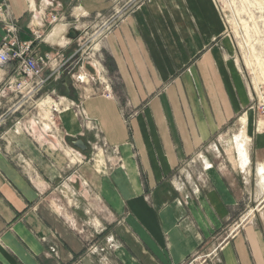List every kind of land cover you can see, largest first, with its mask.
I'll use <instances>...</instances> for the list:
<instances>
[{"label":"crops","instance_id":"crops-1","mask_svg":"<svg viewBox=\"0 0 264 264\" xmlns=\"http://www.w3.org/2000/svg\"><path fill=\"white\" fill-rule=\"evenodd\" d=\"M76 1L77 6L72 8L69 15L72 20L56 23L62 27L54 24L56 26L52 27V31L62 29L53 40L48 41L45 36L43 45L60 56L66 57L69 51V46L57 49L55 42L60 41L61 36L64 35L66 39L79 36V45H83L81 40L87 36L89 26L95 29L100 24L99 20L93 22L95 20L85 19L84 11L91 15L107 11L112 5L110 0ZM49 4L51 10L65 12L66 15L67 10L60 0H38L33 5L30 4L32 9L28 6V0H0V5L8 6L10 12L18 17L21 39H27L23 36L26 28L33 29L30 22L31 11L39 15L43 7ZM75 8L79 9V13H74ZM223 30L212 0H148L133 9L121 24L112 28L104 37L102 48L113 58L117 77L123 84V93L130 97L134 105L149 94L151 86L153 88L161 80L180 73L177 86L185 89L180 90L182 96L178 99L177 93L171 91L170 109L156 103H152L150 108L156 118V122L151 124L152 128L155 131L159 129L158 132L166 143L165 151L161 154L152 152L156 161L155 168L152 166L154 176L170 173L177 161L189 158L199 143L198 132L194 133V129L209 126L208 120L201 119V123L194 120V115L200 119L198 112L204 111L199 107L198 100H194V57L205 44L214 43L224 33ZM3 33L4 28L0 27V40ZM226 38H223L222 47L214 43L198 62L205 86L209 91H216H210L215 105L219 104L215 96L217 93L222 94L219 89L223 87L225 90L228 85L225 83L227 78L221 54L222 50L228 52L231 48H228ZM7 70L10 68H6V72ZM64 86L67 92L62 93H68L69 96L56 97L60 102L64 100L69 103L68 99L79 102L86 116L95 120V126L90 130L83 125L73 126L67 118L58 114L63 124H59L60 130L56 133L63 146L67 147L66 140L73 141L76 138H81L87 145L96 143L98 137L103 136L113 144L125 141L127 130L118 102L113 97L114 90L111 91L112 98H108L98 83L78 84L72 76ZM54 91V88H50V93ZM226 100L232 111L238 109V103L232 108L231 102L227 98ZM15 108L16 111L17 107ZM218 110V107L214 108V111ZM164 111H173L174 119H169ZM140 121L141 123H134L139 131L140 124L145 125L143 120ZM22 124L20 122L0 131V264H180L209 235L208 227L212 229L215 220L208 219L205 225L201 222L197 226L194 221V204H190L192 200L182 203L178 198L176 202L179 203L178 206L175 205L177 208L173 210L172 216L167 209L160 210V222L154 209L149 205L145 207L144 200L138 195L141 189L140 167L145 165L144 161L153 159L146 150L149 140L145 133L143 141L138 140L142 149L139 157L135 158L130 146L124 143L123 167L112 162L105 173L99 174L85 161H80L77 167L71 169L70 156L64 150L49 147L48 143L46 145L41 141L42 137H38L40 132L36 128L28 127L30 132L26 124ZM111 158L113 161V157ZM209 166L207 163L206 170H209ZM63 174L77 178L78 183H73L80 198L85 186L83 182L86 183L98 200L99 208L102 207L108 215L107 220L121 217L123 224H127L124 238L116 240L122 247V253H117L114 249L107 252L104 249L95 251L102 248L95 246L96 244H93V250L86 248L87 234L85 230H80L87 225L85 210L78 209L83 212V221L72 216L74 225L70 222L71 219L69 221L68 217L61 215L65 211L60 205L63 206L66 197L63 189L56 188L55 180ZM196 190L199 191V188ZM57 195L63 199L59 200ZM53 201L58 203V211ZM94 218L103 224L101 218ZM93 224L98 223L94 220ZM91 228L94 230L93 234L98 233L95 227ZM231 232L216 250L209 253L212 262L208 263L206 260V264H264L262 220L251 221Z\"/></svg>","mask_w":264,"mask_h":264},{"label":"rangeland","instance_id":"rangeland-1","mask_svg":"<svg viewBox=\"0 0 264 264\" xmlns=\"http://www.w3.org/2000/svg\"><path fill=\"white\" fill-rule=\"evenodd\" d=\"M110 1L112 5L107 11L94 12L91 15L86 11H84L85 14L83 12L85 19L95 20L93 22L99 20V28L93 29L89 26L86 30L87 36H85L87 40L84 37L86 42L83 47L77 46L79 43H72L69 46V51L66 53L68 61L56 71L60 73L59 78L52 80L50 83L49 81L44 83L43 88L33 99L28 98V94L25 93L26 89L22 90L21 94L9 92L5 98L0 96V131L3 128L14 125L16 121L26 124L27 129H29L28 127L36 128L40 132L38 137L43 138L41 141L45 142V144L48 143V146L53 149L64 150L70 156L71 169L85 161L93 166V169L96 172L98 171L99 174L105 173L112 162L123 167L124 160L122 158L124 154L122 144L124 143L128 147L130 146V151L135 158L139 157L142 149L138 140L143 141L144 133L148 136L149 141L146 150L150 152L151 157L152 152L159 155L162 151H165L166 143L159 134V129L157 128L156 132L152 128L151 124L153 121L156 122V118L150 108L152 103H156L170 109V92H176L179 99L182 96L180 90H185L177 86L179 83L178 76L180 75L178 73L168 79L161 80L153 88L151 86L149 94L137 105H134L130 97L123 93V84L121 79L117 77L115 62L110 54L102 48V42L112 28L121 24L123 19L132 13L133 9L148 0ZM212 1L224 29V33L214 43H218L222 47L223 38L227 36V46L228 48L231 47L230 51L222 50L221 52L227 78L225 83H228V85L225 90L223 87L219 89V91L222 90L221 95L218 93L216 96L214 95L219 104L215 105L212 103L210 91L213 92L215 90L211 89L209 91L205 86V79L198 65L204 53L214 43L205 44V47L200 49L194 57V79H196L194 80V100H198L199 107L204 110L198 112L200 119H197L194 115V120H197L198 123H201L199 121L201 119L208 120L209 126L205 128L196 127L194 129V133L198 132L199 143L194 147L192 155L187 159L177 161L170 173L162 176L156 174L154 176L152 168H155L156 161L153 157V159L144 161L145 165L140 167L141 189L138 195L144 200L145 207L149 205L154 209L155 215L160 218L158 222L162 221L160 210L167 209L169 215L172 216L173 210L178 206L179 201L178 203L176 202L178 198L182 203H185L186 200H192L190 204H194V221L197 226L201 222L205 225L204 223L208 219L215 220L212 229L210 226L208 227L209 235L203 241H200L194 253L180 264H206V260L211 263L212 260L209 253L212 250H216L222 241L232 233V230L243 227L245 224L251 223V221L258 222L260 219L264 222V171L260 170V165L264 164V125L257 109L258 98L260 95H264V0ZM29 2L30 0H28V6L31 8ZM60 3L67 10V13L65 19L57 23L72 20L69 15L72 13V8L77 6V1L60 0ZM49 7H51L50 4L45 5L43 8H47V11H50ZM6 8L10 14L5 17L0 15V27L4 28L3 21L10 18L20 28L18 17H15L10 12L8 6L5 7V10ZM77 12L79 13V9L75 8L74 13ZM103 21L107 23L104 22L102 24ZM54 24L56 23L46 22L45 27L40 31L41 38L44 40L38 42V46L34 48L36 51L38 50V55L49 53L55 58L58 56L53 49L43 45L46 34L48 35V33L52 32L56 25L62 27L60 24L55 26ZM25 30L26 33L22 32V34H25L23 36L31 40L33 37L32 28L29 27ZM20 32L21 29L18 34ZM55 33L56 31L53 32V35ZM66 43L67 39L63 35L60 41L55 42V45H57V49H64L66 48ZM90 60L96 65L97 71H101V68H103L102 74L99 73L100 78L103 75L101 79L105 80L111 91L114 90L113 97L118 102L120 115L127 130V137L123 143L118 144L107 142L104 136L98 137L95 141L96 143H90L87 149L81 150L73 145L72 140H66L67 147L63 146L57 137L56 132L60 130L59 124H63L58 114L67 118L69 124L73 126L81 127L83 124L81 119L78 120V114L74 107L70 103L64 102V100L60 102L56 95L66 94L62 93L63 91L67 92L64 83H69L71 75L77 72L81 64L84 65L85 71L92 73V68L87 64V61ZM5 71L0 70V74ZM12 74L13 72L8 73L7 70V77L12 76ZM6 78L0 80V88L4 85ZM153 82L155 81L153 80ZM50 88H54L55 91L50 93ZM67 95L64 96L68 97L69 95ZM226 98L231 102L232 108L238 103V109L232 111ZM15 107H17L16 111ZM215 107L219 108L218 112L214 111ZM45 110L48 111L50 116L48 118L45 117L46 119L42 117L38 121L37 118L39 116L41 118ZM163 113L169 119H174L173 111H164ZM229 113L230 116H228ZM244 119L249 121V126H245L246 134H243ZM44 120L50 122L52 130L42 125L41 122L47 123ZM89 120V122L86 121L88 122V127L84 126L87 130L93 128L91 124L95 121L94 119ZM140 120H143L146 125L145 127V125L142 126L140 124L141 131L137 128V124L136 126L134 124L135 121L141 123ZM23 131L28 133L26 129ZM29 131L31 132V129ZM236 143L241 146L243 151H246L244 154L239 148L237 150V147H235ZM70 149H73V151ZM111 157H113V161L110 160L112 159ZM207 163L211 166V168L210 166L208 167L209 170H206ZM60 177L55 180V186L58 189H63L62 192L67 200L66 202L64 199L63 206L60 205V208L65 211L64 213L60 210L62 212L61 215L68 217L69 221L71 219L72 221L70 222L74 225L73 215L77 219L79 217L80 221L84 220L83 212L78 209H83L87 213V220H85L87 225L80 229L81 231L85 230V234H87L85 237L86 248L93 250V244H96L95 246H102V248H97L95 251L104 249L107 252L110 249H114V251L117 250V253H122V247L116 240L120 241L126 235L125 226L127 224H123V219L121 217H113L112 220H107L105 210L102 207L99 208L98 200L95 199L94 194L89 191L88 186L82 179L81 183L83 182L87 188L83 186V196L80 198L77 193V187L73 183H78L77 178L65 176V174ZM179 187L182 189L179 190ZM195 187L199 188V191ZM57 196L59 200L63 199L62 196ZM83 197L87 199L83 200ZM52 203L57 210L56 205L58 203L56 201ZM125 209L127 213V208L125 207ZM95 216L101 218L103 224L98 222L94 218ZM94 220L98 223L97 225L93 224ZM72 225L71 227L73 228L74 226ZM91 226L95 227L98 233L93 234L94 230ZM107 235L108 237H106ZM103 256L105 255L103 254ZM106 258L109 259V257Z\"/></svg>","mask_w":264,"mask_h":264},{"label":"built area","instance_id":"built-area-1","mask_svg":"<svg viewBox=\"0 0 264 264\" xmlns=\"http://www.w3.org/2000/svg\"><path fill=\"white\" fill-rule=\"evenodd\" d=\"M5 7L2 5L0 6V15H3L4 17L10 14L7 8L5 10ZM64 19V12L58 13L55 10L47 11V8H44L39 12V15H36L34 11H31L30 22L33 27V37L31 40L20 38L18 34L20 28L16 22L11 21L10 18L3 21L4 33L0 40V70L5 71L6 68H10L8 73L13 72V74L8 77L6 71L0 74V80H4L7 77L4 81V85L0 88L1 98L7 97L9 92L21 94L22 90L26 89L25 93L28 94V98L33 99L43 88L44 83L47 81L50 83L52 80H56L59 77L60 73H57L56 71H58L68 59H66L65 56H60V54H58L56 58L49 53L38 55V50L36 51L34 48L38 46V42L43 40L40 31L43 30L42 28L45 27L46 22L57 23ZM79 38V36L76 38H67L68 40L65 46L68 47L74 42L78 44L80 42ZM85 38L81 40L83 45L79 46H84L87 40V38L84 40ZM87 62L92 68V73L85 71L84 65L81 64L78 67L77 72L71 75L74 81L78 84H86L90 82L98 83V85H101L104 95L108 98H112L111 89L105 83V80L100 78L99 73L102 74L103 68H101V71H97L96 65L92 63L91 60ZM99 65L101 64L99 63ZM101 76L103 77V75ZM84 77H86L87 81L84 80ZM33 101L35 102V100ZM68 101L74 107L79 119L82 120L81 123L83 126L87 127L86 121H89L90 118L86 116L81 104L72 99H68ZM257 109L264 125V95L259 96ZM19 123V121H16L14 126Z\"/></svg>","mask_w":264,"mask_h":264},{"label":"bare ground","instance_id":"bare-ground-1","mask_svg":"<svg viewBox=\"0 0 264 264\" xmlns=\"http://www.w3.org/2000/svg\"><path fill=\"white\" fill-rule=\"evenodd\" d=\"M37 1H38V0H30L29 3H30L31 5H33V3H36ZM55 31H56V33L53 35V32H55ZM55 31H52V32L48 33V35H46V40H49V39H50V40H53L54 37L57 36V32L59 31V29H58V30H55ZM101 78H103V77H101ZM84 80H86V77H84ZM42 105H43V104H42ZM45 115H47V116H45ZM49 116H50V114L48 113V111L45 110L44 114L41 115V118H40V116H39V117L37 118V120L40 121V119H42V117H43V118H45V117L48 118ZM46 118H45V119H46ZM38 121H37V123H38ZM44 121H46V120H44ZM89 121H90V120H89ZM89 121H88V122H89ZM243 121H244V123H245V124H244V128H243V130H244V133H243V134H246V133H245V126H249V121H247L246 119H244ZM46 122H47V121H46ZM88 122H87V123H88ZM41 123H43V122H41ZM47 123H48L49 125H48ZM47 123H43V124H44L45 126H47L49 130H52V129H51L50 122H47ZM53 123H54V122H53ZM87 126H88V125H87ZM90 126H91V125H90ZM92 126H95L94 123L92 124ZM246 137H247V135H246ZM235 147H237V150H238V148H239V149L241 150L242 154H244V152H246V151H243V149L241 148V146L238 145L237 143L235 144ZM243 147H244V146H243ZM244 148H245V147H244ZM245 149H246V148H245ZM244 159H245V158H244ZM260 170H261V171H264V164H261V165H260ZM55 205H56V204H55ZM56 208H57V205H56Z\"/></svg>","mask_w":264,"mask_h":264},{"label":"water","instance_id":"water-1","mask_svg":"<svg viewBox=\"0 0 264 264\" xmlns=\"http://www.w3.org/2000/svg\"><path fill=\"white\" fill-rule=\"evenodd\" d=\"M72 143L73 145L79 147L81 150H85L88 147V145L81 138L74 139Z\"/></svg>","mask_w":264,"mask_h":264}]
</instances>
